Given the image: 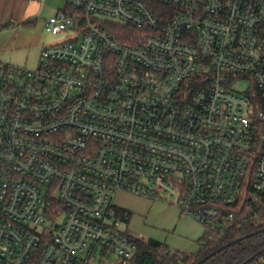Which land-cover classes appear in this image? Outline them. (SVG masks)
<instances>
[{
	"label": "built area",
	"instance_id": "obj_1",
	"mask_svg": "<svg viewBox=\"0 0 264 264\" xmlns=\"http://www.w3.org/2000/svg\"><path fill=\"white\" fill-rule=\"evenodd\" d=\"M65 1L69 40L0 59V264H137L119 192L170 200L202 247L260 223L264 0Z\"/></svg>",
	"mask_w": 264,
	"mask_h": 264
},
{
	"label": "rangeland",
	"instance_id": "obj_2",
	"mask_svg": "<svg viewBox=\"0 0 264 264\" xmlns=\"http://www.w3.org/2000/svg\"><path fill=\"white\" fill-rule=\"evenodd\" d=\"M49 17H46V21ZM66 40H69L66 33L53 34L45 24L42 30L37 31L29 42H26L29 44L24 51L26 62L12 63L34 68L39 63L44 48L59 45ZM23 45L25 46V42ZM237 85L240 90L246 91L249 82L239 81ZM116 204L132 213L130 220L123 224V229L128 234L145 240H159L183 255L200 252L205 235L204 227L193 217L182 215L181 210L170 200L154 201L129 192H119Z\"/></svg>",
	"mask_w": 264,
	"mask_h": 264
},
{
	"label": "trees",
	"instance_id": "obj_3",
	"mask_svg": "<svg viewBox=\"0 0 264 264\" xmlns=\"http://www.w3.org/2000/svg\"><path fill=\"white\" fill-rule=\"evenodd\" d=\"M111 29L117 38L124 41H129L128 35L133 31L117 26ZM121 215L129 221L132 213L121 209ZM259 220L260 223L249 221L231 227L222 239L209 241L189 259L177 250L171 253V247L161 241L139 238L137 264H256L264 258V212Z\"/></svg>",
	"mask_w": 264,
	"mask_h": 264
},
{
	"label": "crops",
	"instance_id": "obj_4",
	"mask_svg": "<svg viewBox=\"0 0 264 264\" xmlns=\"http://www.w3.org/2000/svg\"><path fill=\"white\" fill-rule=\"evenodd\" d=\"M65 7V0H0V59L25 63L26 42L45 27L46 17Z\"/></svg>",
	"mask_w": 264,
	"mask_h": 264
},
{
	"label": "water",
	"instance_id": "obj_5",
	"mask_svg": "<svg viewBox=\"0 0 264 264\" xmlns=\"http://www.w3.org/2000/svg\"><path fill=\"white\" fill-rule=\"evenodd\" d=\"M240 240V239H239Z\"/></svg>",
	"mask_w": 264,
	"mask_h": 264
}]
</instances>
